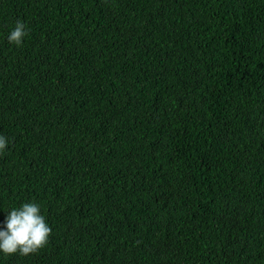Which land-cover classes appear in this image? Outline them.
<instances>
[{"label": "trees", "instance_id": "1", "mask_svg": "<svg viewBox=\"0 0 264 264\" xmlns=\"http://www.w3.org/2000/svg\"><path fill=\"white\" fill-rule=\"evenodd\" d=\"M0 135V264H264V0H0Z\"/></svg>", "mask_w": 264, "mask_h": 264}, {"label": "clouds", "instance_id": "2", "mask_svg": "<svg viewBox=\"0 0 264 264\" xmlns=\"http://www.w3.org/2000/svg\"><path fill=\"white\" fill-rule=\"evenodd\" d=\"M27 35L23 22L17 21L7 40L20 46ZM7 146V139L0 135V152ZM51 228L40 213V205L33 202L23 203L13 208L7 215L5 226L0 229V253L4 256H29L43 249L51 235Z\"/></svg>", "mask_w": 264, "mask_h": 264}, {"label": "bare ground", "instance_id": "3", "mask_svg": "<svg viewBox=\"0 0 264 264\" xmlns=\"http://www.w3.org/2000/svg\"><path fill=\"white\" fill-rule=\"evenodd\" d=\"M164 81H165V79H164ZM154 113V112H153ZM140 122V121H139ZM138 122V123H139ZM112 123V122H111ZM147 123V122H146ZM150 124V123H149ZM157 133V132H156ZM149 154V153H148ZM148 157V156H147ZM132 163V162H131ZM158 163V162H157ZM141 167V166H140ZM147 170V169H146ZM115 177V176H114ZM124 178V177H123ZM120 184V183H119ZM111 188V187H110ZM108 191V190H107ZM121 191V190H120ZM123 192V191H122ZM116 196V195H115ZM113 197V196H112ZM120 197V196H119ZM118 199V198H117ZM124 199V198H123ZM117 223V222H116ZM138 245V244H137ZM131 248V247H130ZM129 251V250H128ZM128 253V252H127ZM140 254V253H139ZM18 255V254H17ZM124 255V254H123ZM133 255V254H132ZM182 255V254H181ZM20 256V255H19ZM134 256V255H133Z\"/></svg>", "mask_w": 264, "mask_h": 264}]
</instances>
